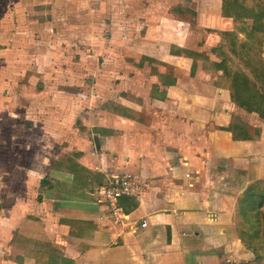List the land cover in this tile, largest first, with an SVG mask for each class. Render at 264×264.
Masks as SVG:
<instances>
[{
	"label": "crops",
	"instance_id": "0c3cea01",
	"mask_svg": "<svg viewBox=\"0 0 264 264\" xmlns=\"http://www.w3.org/2000/svg\"><path fill=\"white\" fill-rule=\"evenodd\" d=\"M46 1L73 6L78 17L102 3L107 15L94 12L93 20H124L110 37L126 35L130 73L124 96L109 80L102 111L82 112L85 94L68 95L71 114L95 132L94 149L54 147L41 128L38 145V103L23 108V97L32 98L15 81L9 92L0 76V264H264V119L241 104L264 89L211 52L220 36L207 29H230L224 0ZM37 3L0 0V36L9 16L29 19L32 35L35 12L4 8ZM236 73L249 91L233 93ZM62 107L44 116H60ZM235 123L248 137H234ZM75 131L70 124L65 133ZM117 173L135 187L118 198L115 218L98 188Z\"/></svg>",
	"mask_w": 264,
	"mask_h": 264
},
{
	"label": "rangeland",
	"instance_id": "374dc122",
	"mask_svg": "<svg viewBox=\"0 0 264 264\" xmlns=\"http://www.w3.org/2000/svg\"><path fill=\"white\" fill-rule=\"evenodd\" d=\"M36 1L38 3L31 8L28 5L21 9L14 6L10 8V5L4 8L12 14L19 11L26 14L35 12L37 16H34V19L37 20L31 21L32 35H30L25 30L29 28V19L20 22L13 20L11 16L5 19V25L2 24V28H5L4 36H0V76L6 78V82L9 80L6 87L9 92L12 91V83L15 81L13 85L17 92L22 97L28 95L32 98V101H29V98L23 97V108L27 105L28 109L30 103H38V116L34 118L36 124H40V131L37 130L38 145L44 144L46 138L44 133H41L43 129L47 136L46 140L54 147L56 144L67 147L71 143V146L82 144L87 149H94L92 135L95 132L91 133L90 127L84 124L82 119L76 114H71L67 104L71 103L76 108V100L69 99L68 95L76 94L78 90L84 93L86 97L82 94L79 108H82L80 109L82 112L87 108L90 110L89 114L94 108L102 111L103 103L105 107L108 106L105 101H100L103 100L101 94H106L108 91L111 78H115L113 91L123 92V96L125 95V79L130 73L125 62L127 37L125 34L115 38L110 37V30H114L113 26H117L119 32L124 31L125 22L124 20L111 22L105 17L100 20L97 15V20H93L94 12L98 15L100 13L101 16L106 13L107 8H104L102 3H96V8L93 5L86 7L84 14L78 17L73 6L69 7L61 3L54 5L53 1L50 4L46 0ZM227 8L229 17L226 20L230 21V29L220 31L218 28L212 30L208 28L206 31H214L220 36L213 44L211 52L220 59L224 58L223 64L225 63L230 71L247 74L262 90L264 89V15L258 21L260 23H257L253 21L250 13L260 10L264 14V0H227ZM78 18L81 19L80 23L77 21ZM78 27L85 33L79 34ZM204 34L205 31L201 32L200 36ZM84 36V43H80L83 47L77 48L78 40L82 42L81 38ZM198 45H201V41ZM78 78L82 83H77ZM233 93L238 95V89L234 88ZM52 98L54 99L51 100ZM115 103L113 101V105ZM61 107L64 112L60 116L52 113L44 116L52 110L58 112L56 110ZM97 119L99 122L100 117ZM236 121L244 124L248 122H245L246 120L244 121L240 115L235 116ZM20 123L27 125L29 121L23 118ZM70 124L79 127V131L73 132V136L65 133ZM38 150L40 152L39 146ZM118 156L116 154V157Z\"/></svg>",
	"mask_w": 264,
	"mask_h": 264
},
{
	"label": "trees",
	"instance_id": "16d2710c",
	"mask_svg": "<svg viewBox=\"0 0 264 264\" xmlns=\"http://www.w3.org/2000/svg\"><path fill=\"white\" fill-rule=\"evenodd\" d=\"M224 4L225 5H223V10L225 11V13H229L227 12L228 11L227 0H224ZM250 14H251V18H253V21L257 23H260L258 21H260L264 15L263 12H261L260 10L256 12H252ZM254 29H256V27H254ZM248 80L249 79H247V77L244 76L243 74L236 73L234 76V81H235L234 88L239 89V87H242L243 89L249 91L250 87L248 86V84H250V81ZM241 104H243L249 111H257L259 116H261L264 119V91L259 92L258 90L254 89L245 99L242 100ZM232 127H233L232 128L233 135L235 138L248 137L246 127L243 124L235 123L232 125Z\"/></svg>",
	"mask_w": 264,
	"mask_h": 264
},
{
	"label": "built area",
	"instance_id": "2783aa9c",
	"mask_svg": "<svg viewBox=\"0 0 264 264\" xmlns=\"http://www.w3.org/2000/svg\"><path fill=\"white\" fill-rule=\"evenodd\" d=\"M135 181L131 179L129 174H112L109 179L99 186L98 192L108 203L115 218L120 216V207L118 198L123 194L130 193L134 190ZM142 226L146 225L145 220H141Z\"/></svg>",
	"mask_w": 264,
	"mask_h": 264
}]
</instances>
